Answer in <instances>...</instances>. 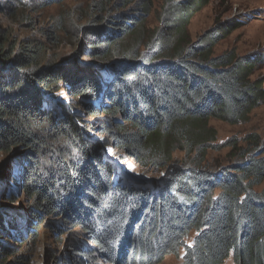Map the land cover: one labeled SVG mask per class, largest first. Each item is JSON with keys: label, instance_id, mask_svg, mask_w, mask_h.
I'll use <instances>...</instances> for the list:
<instances>
[{"label": "trees", "instance_id": "obj_1", "mask_svg": "<svg viewBox=\"0 0 264 264\" xmlns=\"http://www.w3.org/2000/svg\"><path fill=\"white\" fill-rule=\"evenodd\" d=\"M58 1L0 0V11L34 24L31 10ZM210 2L163 0L153 10V0H91L77 29L95 63L42 64L39 39L11 42L0 29V152L23 160L22 180H11L31 202L0 211V252L15 256L4 238L37 242L53 220L58 236L77 228L81 264H161L170 255L181 264H264V137L219 142L211 124L246 123L264 102L260 59L215 53L237 20L192 39L191 20ZM69 17L53 18L50 39ZM63 87L70 104L55 98ZM108 147L133 158L144 178L159 177L129 181ZM226 148L227 163L209 161Z\"/></svg>", "mask_w": 264, "mask_h": 264}, {"label": "rangeland", "instance_id": "obj_2", "mask_svg": "<svg viewBox=\"0 0 264 264\" xmlns=\"http://www.w3.org/2000/svg\"><path fill=\"white\" fill-rule=\"evenodd\" d=\"M90 2L91 0H60L51 6L31 10L34 24L22 18L11 17L9 13L0 11V29L6 33L11 42H19L27 38L39 39L45 46L42 64L47 61L56 64H66L70 61L95 63L94 58L90 57L86 50L89 46L88 34L85 31H80L79 28L77 29V27L88 21L87 19L83 20V16L86 15ZM162 2L163 0H153V10L160 8ZM67 12L72 17H69L65 22V29L55 34L58 36L57 38L50 39L47 34L54 29L52 26L53 18L62 13L67 14ZM114 15L120 20L118 14L113 13L112 16ZM148 19L152 26L159 23L155 11L148 16ZM228 20H237L241 23V26L233 31L229 37L218 43L215 53L222 54L236 49L241 56L259 57L260 62L255 70L254 78L264 81V0H211L192 18L189 25L190 35L195 40L205 32L217 29L219 24ZM66 87L61 88L55 98L57 101L70 104L72 97ZM78 112L85 114L86 119H91V116L85 113L82 108H78ZM211 124L218 131L219 142L231 137L242 138L250 132H258L264 137V102L252 112L250 120L246 123L230 124L215 119L211 121ZM90 135L93 139H99L102 143L109 141L105 134L97 135L91 132ZM106 151V155L115 160L125 177L134 175L144 178L143 167L136 163L133 158L122 160V158L113 154L111 147L106 148ZM228 151V148L222 151H211L209 161L216 164L227 163L229 160ZM175 156L181 159L184 157V152L178 151ZM17 157L18 154L10 158L9 155L6 156L0 152V186L2 187L0 191V211L6 209L17 210L20 207L31 206L30 199L20 189L21 182L11 180L13 177L21 178L23 176L24 162ZM159 175L155 171H150L147 173V178L159 177ZM11 185L12 188L9 187ZM11 194L15 196L16 200L14 202L9 199ZM53 223L54 221L50 220V225H47L46 230L41 229L42 235L37 242L28 238L27 242L19 244L16 236L9 235L6 232L9 236L4 238V244L7 246L6 248H15L13 250L16 252L15 256L9 255L10 252H0V264H81L83 260L75 256V248L72 243L75 236L79 238L77 228L66 227L63 235L58 236L54 232L56 227ZM8 229H11L10 224ZM8 229L7 231H9ZM161 264H181V259L170 255ZM224 264H235V262L233 258H230Z\"/></svg>", "mask_w": 264, "mask_h": 264}, {"label": "water", "instance_id": "obj_3", "mask_svg": "<svg viewBox=\"0 0 264 264\" xmlns=\"http://www.w3.org/2000/svg\"><path fill=\"white\" fill-rule=\"evenodd\" d=\"M129 181H136L137 183H141V184H147L148 179L143 178V177H138V176H134V175H129Z\"/></svg>", "mask_w": 264, "mask_h": 264}, {"label": "built area", "instance_id": "obj_4", "mask_svg": "<svg viewBox=\"0 0 264 264\" xmlns=\"http://www.w3.org/2000/svg\"><path fill=\"white\" fill-rule=\"evenodd\" d=\"M49 96V95H48Z\"/></svg>", "mask_w": 264, "mask_h": 264}]
</instances>
